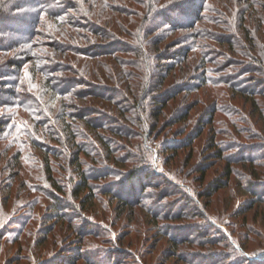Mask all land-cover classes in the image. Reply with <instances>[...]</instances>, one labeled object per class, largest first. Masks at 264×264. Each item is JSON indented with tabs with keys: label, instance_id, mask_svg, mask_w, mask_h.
<instances>
[{
	"label": "rangeland",
	"instance_id": "374dc122",
	"mask_svg": "<svg viewBox=\"0 0 264 264\" xmlns=\"http://www.w3.org/2000/svg\"><path fill=\"white\" fill-rule=\"evenodd\" d=\"M161 2L164 3V0ZM135 8L141 7L132 5V9ZM225 28L218 27L217 30L227 33L228 29ZM189 33L186 30L156 31L150 37V40L161 43L149 48L152 56L148 60L152 67L151 75H145L142 69L140 72L144 78L140 85L137 84L139 78L135 76L139 70L128 64L120 66L112 57L90 60L83 66L91 68L89 63L94 65L101 60L103 66L97 64L98 74L92 73L98 76L91 79L95 84L98 82L119 88H115L117 96L111 102L90 97L88 105L103 110L105 118L110 119L107 126L124 124L136 133L129 139L140 145L144 152L141 154L145 155L148 163L152 161L151 167L155 171L151 179L145 180V184H149L145 203L123 206L109 195H97L95 201L82 206L81 197L77 198L70 191L71 171L67 163L64 159H57L64 167H53L54 178L59 180L64 190L63 196L70 202L68 207H63V215H60L49 194L52 191L51 182L33 159H40L39 148L29 147L27 152L30 155L24 152L22 161L16 156L19 154L16 147L9 145L7 140L0 141V156L5 154L3 158L0 157V264H89L85 252L96 254L92 260L98 264H264V201L260 202L257 196L259 194L261 198L264 195V167L256 169L261 176L256 180L247 175V169L242 164H234V172L226 189L210 197L202 195L206 186L225 170V161L212 157L213 150L209 149L211 137L214 135L218 143H235L236 140L253 145L264 142V123L260 122V126L256 124L257 115L247 96L236 94L233 97L228 87L201 84L199 77L203 67L199 50L188 59L184 58V53L177 60L173 59V54L185 47L184 43H180L181 38ZM215 47L226 50L219 44L213 45ZM133 56L132 53H122L116 57L130 61ZM225 56L221 63L228 61L230 70L241 66L238 62L232 63V59L239 56L237 53ZM0 57V61L4 62L12 57V53H0ZM171 64H177L176 68L163 85L155 89L153 73L164 74ZM124 70L136 72L126 77ZM39 82L38 78L28 77V87L41 96L53 115H60L57 101H51L50 93L42 86L43 82L42 85ZM186 85L191 89L185 90ZM124 86L132 88L134 93L125 92ZM138 86L140 90L137 91ZM147 87L149 89L145 92ZM4 88L0 85V89ZM180 90L184 91L178 93ZM169 92L170 95H179L168 102L165 109L162 110V105L156 107V96L161 97ZM116 93L113 91L112 94ZM137 93L138 100L134 97ZM140 103L146 109V123L142 121ZM185 107L190 110L189 119L175 123L178 111ZM207 108L237 111V115H234L237 122L235 130L239 129L241 133L236 132L235 137L229 134L230 130L232 132L230 117L222 110L215 114L211 125L197 124V119ZM118 109L124 110L125 114L120 116ZM3 111L4 119L24 121L28 117L27 113L14 106H8ZM138 115L141 121L137 124ZM124 117L129 120H124ZM154 124H157L155 130ZM106 130L99 133L111 136ZM196 134L199 136L189 148L179 147L174 153L167 148L168 144L174 142L187 144V136ZM114 140L130 150L128 139L113 137L111 143ZM117 150L119 157L127 156V151ZM198 164L207 166L205 175L195 172ZM130 165L132 161L129 160L122 170H129ZM255 181L262 185L249 188ZM116 188L121 190L123 187ZM187 196L190 203L184 200ZM181 209H186L181 214L182 218L178 215L177 219H170V213ZM73 214H76L75 217ZM87 224L92 227V232L99 235L87 234Z\"/></svg>",
	"mask_w": 264,
	"mask_h": 264
},
{
	"label": "trees",
	"instance_id": "16d2710c",
	"mask_svg": "<svg viewBox=\"0 0 264 264\" xmlns=\"http://www.w3.org/2000/svg\"><path fill=\"white\" fill-rule=\"evenodd\" d=\"M132 5L141 8L132 9ZM218 27H226L228 32L219 33ZM170 30L190 31L188 36L181 38L180 43H184L185 47L183 52L179 50L173 54L174 60L182 53L188 59L199 50L203 67L199 77L201 84L228 87L233 97L236 94L247 96L257 115L256 124L260 126V122L264 123V0H164V3L161 0H0V53H12V57L0 61V85L12 89H0V141L7 140L9 145L16 147L19 152L16 156L22 161L24 152L33 146L39 148L40 159H33L51 182L52 191L49 194L58 214L63 215V207H68L70 202L63 196L59 180L54 178L53 167H64L57 159H64L67 163L71 171L70 191L77 198L81 197L82 206L95 201L97 195H109L123 206L140 205L145 203V198L148 199L146 189L149 184H145V180L151 179L155 171L151 167L152 161L148 163L142 155L144 152L140 145L129 139L136 133L124 124L107 126L110 119L105 118L103 110L88 105L90 97L111 102L117 96L118 87L93 82L92 77L98 75L92 73L98 74V65L103 66L101 60L94 65L89 63L91 68L83 66L90 60L112 57L120 66L128 64L138 69V72L124 70V76L129 77L136 72L135 76L140 81L137 84L140 85L144 78L140 72L142 69L145 75H151L149 48L161 43L150 40V37L156 31ZM215 44L224 46L226 50L213 48ZM122 53L134 56L130 61L116 57ZM228 53L239 55V58L232 59V63L238 62L240 67L230 70L228 61L221 63ZM176 66L168 65L164 74L153 73L155 89L163 85ZM220 71L227 75L220 74ZM28 77L38 78L39 84H44L42 86L50 93L51 101H57L60 115H53L41 96L28 87ZM138 87L134 88L138 91ZM124 88L125 92L134 93L129 86ZM148 89L145 88V92ZM184 89L191 88L186 85ZM113 91L116 94L113 95ZM138 95L134 94L137 100ZM169 95L170 92L156 96L154 105H162L163 110L179 94ZM8 106L27 113L28 117L24 121L4 119V111H1ZM138 106L140 109L142 106V121L146 123V109L141 103ZM209 109L197 119V124L211 125L215 114L222 110ZM117 112L120 116L125 114L124 110L118 109ZM178 112L175 123L189 119L188 108ZM222 112L230 117L232 132L230 130L229 134L235 137L236 132L241 133L238 128V131L235 130L237 122L234 115L238 112L233 109ZM160 113L156 116L159 117ZM140 119L138 115L137 124ZM156 128L157 124H154L153 130ZM105 129L112 137L99 133ZM199 134L187 136V144L174 142L167 148L173 153L179 147L189 148ZM113 137L128 139L130 150L116 140L111 143ZM263 145L264 142L250 145L236 140L235 143H218L213 135L209 149L213 150L212 157L225 161V170L206 186L203 197L226 189L234 172L233 165L237 163L247 169V175L261 179L256 169L264 167ZM117 149L127 151V156L119 157ZM26 154L30 155V152ZM4 155L2 153L0 157ZM129 160L132 161L129 170H122ZM207 169V166L198 164L195 172L205 175ZM109 178L113 179L107 180ZM257 183L252 182L249 188L262 185ZM117 186L123 188L120 190ZM257 196L260 202L264 201V195L261 198L259 194ZM184 200L190 203L188 196ZM185 210L170 213V219H177ZM91 230L92 227L87 224V234L99 235ZM84 255L89 264H98L92 260L96 254L85 252Z\"/></svg>",
	"mask_w": 264,
	"mask_h": 264
}]
</instances>
